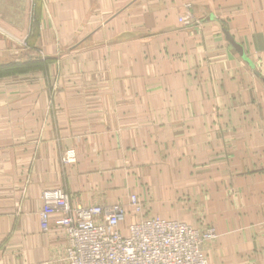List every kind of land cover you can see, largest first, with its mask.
Returning <instances> with one entry per match:
<instances>
[{"label": "crops", "instance_id": "1", "mask_svg": "<svg viewBox=\"0 0 264 264\" xmlns=\"http://www.w3.org/2000/svg\"><path fill=\"white\" fill-rule=\"evenodd\" d=\"M0 6L19 38L0 31L16 70L0 75V264H65L61 215L39 216L53 190L137 194L149 217L214 227L209 264H264V0Z\"/></svg>", "mask_w": 264, "mask_h": 264}, {"label": "built area", "instance_id": "2", "mask_svg": "<svg viewBox=\"0 0 264 264\" xmlns=\"http://www.w3.org/2000/svg\"><path fill=\"white\" fill-rule=\"evenodd\" d=\"M179 22L191 26V16ZM74 158L69 151L63 161ZM43 201V230L49 229L52 214L61 215L65 264H209L204 246L219 237L214 227L149 217L135 194L126 204L73 206L64 190H53L43 193Z\"/></svg>", "mask_w": 264, "mask_h": 264}, {"label": "water", "instance_id": "3", "mask_svg": "<svg viewBox=\"0 0 264 264\" xmlns=\"http://www.w3.org/2000/svg\"><path fill=\"white\" fill-rule=\"evenodd\" d=\"M3 4L5 5L6 3L3 1ZM6 13V8L0 6V31L16 40H19V38L13 34L10 22H7L6 20Z\"/></svg>", "mask_w": 264, "mask_h": 264}, {"label": "rangeland", "instance_id": "4", "mask_svg": "<svg viewBox=\"0 0 264 264\" xmlns=\"http://www.w3.org/2000/svg\"><path fill=\"white\" fill-rule=\"evenodd\" d=\"M45 66H47V64H41V63H35L34 64V70L35 71H41ZM51 85H53V87H54V85L55 86H57L58 85V83H59V81H58V77H54V78H52L51 80ZM72 151V150H71ZM67 152H69V151H67ZM74 152V151H73ZM75 153V152H74ZM66 155H67V153H65V155L63 156V160H64V158L66 157ZM75 158H76V154H75ZM75 158L73 159V161L72 162H70V163H66V162H64L65 164H71V163H73L74 161H75ZM135 195H137V194H135ZM138 196V195H137ZM139 197V196H138Z\"/></svg>", "mask_w": 264, "mask_h": 264}, {"label": "trees", "instance_id": "5", "mask_svg": "<svg viewBox=\"0 0 264 264\" xmlns=\"http://www.w3.org/2000/svg\"><path fill=\"white\" fill-rule=\"evenodd\" d=\"M37 8H38V1L35 2V5H34V9L35 11H37ZM38 35V32L36 30V25H35V30H34V33H33V40L36 39ZM29 42H32L31 40ZM12 73H16V70H2L0 71V75H5V74H12Z\"/></svg>", "mask_w": 264, "mask_h": 264}]
</instances>
